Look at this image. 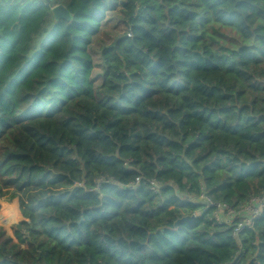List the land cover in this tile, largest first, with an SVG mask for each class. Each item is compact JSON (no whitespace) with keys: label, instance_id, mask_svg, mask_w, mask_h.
I'll list each match as a JSON object with an SVG mask.
<instances>
[{"label":"trees","instance_id":"obj_1","mask_svg":"<svg viewBox=\"0 0 264 264\" xmlns=\"http://www.w3.org/2000/svg\"><path fill=\"white\" fill-rule=\"evenodd\" d=\"M263 191L264 0H0V264H264Z\"/></svg>","mask_w":264,"mask_h":264},{"label":"built area","instance_id":"obj_2","mask_svg":"<svg viewBox=\"0 0 264 264\" xmlns=\"http://www.w3.org/2000/svg\"><path fill=\"white\" fill-rule=\"evenodd\" d=\"M128 36L130 37V34ZM140 181L141 179H136L135 184L129 185L128 188L133 189ZM102 182L111 183V180H102ZM150 183L154 192L160 190L161 185L154 181H150ZM196 202L202 204L205 209L213 210L212 220L217 224L223 225L228 223L232 226V235L240 242V248L242 249L241 234L246 230H254L257 219L262 216L264 210V191L260 195L251 196L241 211L233 209L226 203L215 202L204 193L196 199ZM194 216L197 215L194 214Z\"/></svg>","mask_w":264,"mask_h":264},{"label":"rangeland","instance_id":"obj_3","mask_svg":"<svg viewBox=\"0 0 264 264\" xmlns=\"http://www.w3.org/2000/svg\"><path fill=\"white\" fill-rule=\"evenodd\" d=\"M125 32H126V27L124 25L123 15L121 11L108 13L102 25L100 33L94 39V42L90 48V53L95 63V70L93 73V77L96 80L97 87L100 86L102 82L101 75H102L103 67H102V61L100 57L102 47L105 45H109L113 41L114 38H116L117 36L123 35ZM2 204H5L11 207L10 203L6 199H0V210H1ZM19 222L14 223L10 226L11 234L7 231L6 228L2 226V224H0V227L4 228L6 233L9 236L13 237L14 235H13L12 226L18 224ZM8 223H12V221L5 222L4 224L6 225Z\"/></svg>","mask_w":264,"mask_h":264},{"label":"water","instance_id":"obj_4","mask_svg":"<svg viewBox=\"0 0 264 264\" xmlns=\"http://www.w3.org/2000/svg\"><path fill=\"white\" fill-rule=\"evenodd\" d=\"M53 14H54L56 19L70 20V18H71L70 13L63 6L55 7L53 9ZM195 219H196V216L193 215V216L185 217L182 220H180L179 222H189V223H191V222H194Z\"/></svg>","mask_w":264,"mask_h":264},{"label":"bare ground","instance_id":"obj_5","mask_svg":"<svg viewBox=\"0 0 264 264\" xmlns=\"http://www.w3.org/2000/svg\"><path fill=\"white\" fill-rule=\"evenodd\" d=\"M15 214L16 212L14 208L2 204L0 210V224H4L5 222H9V221L11 222L14 219Z\"/></svg>","mask_w":264,"mask_h":264}]
</instances>
